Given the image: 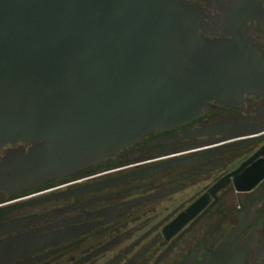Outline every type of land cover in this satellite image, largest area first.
<instances>
[{"label":"flooded vegetation","instance_id":"af4514ba","mask_svg":"<svg viewBox=\"0 0 264 264\" xmlns=\"http://www.w3.org/2000/svg\"><path fill=\"white\" fill-rule=\"evenodd\" d=\"M181 4L197 37L236 45L238 92L115 159L0 192V264H264V0Z\"/></svg>","mask_w":264,"mask_h":264},{"label":"water","instance_id":"95a60500","mask_svg":"<svg viewBox=\"0 0 264 264\" xmlns=\"http://www.w3.org/2000/svg\"><path fill=\"white\" fill-rule=\"evenodd\" d=\"M187 11L181 0H0V192L115 159L232 98L245 77L236 45L197 37Z\"/></svg>","mask_w":264,"mask_h":264}]
</instances>
